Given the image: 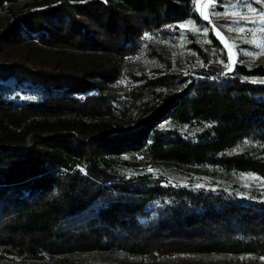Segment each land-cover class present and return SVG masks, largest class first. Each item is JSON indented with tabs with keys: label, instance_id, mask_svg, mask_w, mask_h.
Masks as SVG:
<instances>
[{
	"label": "trees",
	"instance_id": "trees-1",
	"mask_svg": "<svg viewBox=\"0 0 264 264\" xmlns=\"http://www.w3.org/2000/svg\"><path fill=\"white\" fill-rule=\"evenodd\" d=\"M5 12L0 55L89 59L0 61V264L264 261L263 193L171 178L264 179L263 64L228 71L193 0H0Z\"/></svg>",
	"mask_w": 264,
	"mask_h": 264
},
{
	"label": "rangeland",
	"instance_id": "rangeland-1",
	"mask_svg": "<svg viewBox=\"0 0 264 264\" xmlns=\"http://www.w3.org/2000/svg\"><path fill=\"white\" fill-rule=\"evenodd\" d=\"M206 0H201V4L205 3ZM250 4L253 8H256L260 11H264V3H258L257 0H227L223 5V11L220 13H228L227 16H214L211 15L212 12H219L218 9L214 11L212 8H208L206 11L210 14V21L215 28L218 29L224 37L228 40L229 44L235 43L236 47L233 48V56L235 63L232 66V70L236 63L243 59L247 65L255 66L259 64L264 65V32L260 29L264 28V25L260 23H248L243 20H239L236 17L231 16L230 14L234 11H239L242 13H247L248 9L244 5ZM198 8V7H197ZM19 12L20 7L17 6ZM11 18V15L8 13H0V27L7 23ZM231 26L233 29L243 27L245 32L243 34L236 31H228V26ZM243 36L244 39L239 37ZM220 39V38H219ZM221 40V39H220ZM244 40H254L255 43H246ZM222 41V40H221ZM224 44V42L222 41ZM225 45V44H224ZM32 47L18 48L13 49L8 54L0 55V61L2 59L13 60H24L27 56H30V61L27 62L28 65H34L39 68L47 69L51 66L59 63V58H63V65L69 69V71L78 72L81 71L82 67L87 63L89 59L85 54L80 52L60 49V48H47L43 47L41 51H32ZM64 52L61 56L60 54ZM245 53H252V55H246ZM259 54V55H258ZM127 68H139L142 67L143 63L138 59H128L125 61ZM228 69V68H227ZM231 70V71H232ZM229 71V70H228ZM20 94V93H17ZM23 98H26L24 95ZM125 126L127 123L124 124ZM191 172L193 175H188L184 173H175L171 174V178L180 184L187 185L191 183V179L198 180V184L204 186L210 185L214 187H228L236 186L238 189H243L244 192L248 193L252 190H258L264 194V179L256 175L250 174H226L218 171H213L211 169H201L198 172H195V169H192ZM243 177V178H242ZM252 177H257L259 179H252ZM222 260L233 264H264L262 262H256L253 260L249 261H235L232 256H221Z\"/></svg>",
	"mask_w": 264,
	"mask_h": 264
},
{
	"label": "snow or ice",
	"instance_id": "snow-or-ice-1",
	"mask_svg": "<svg viewBox=\"0 0 264 264\" xmlns=\"http://www.w3.org/2000/svg\"><path fill=\"white\" fill-rule=\"evenodd\" d=\"M193 2H194V4L197 5L199 13H200V16L205 21H210V14L206 10L208 8H210V7L214 8L216 6V0H206V2L203 3V4H201V0H193ZM237 2L239 3V0H237ZM257 2L258 3H264V0H257ZM244 7H246L248 9L247 13L234 11L230 15L233 16V17L238 18L239 20H243V21L248 22V23H254V24L255 23H260V24L264 25V11H260V10H258L256 8H253L250 4L244 5ZM211 15L220 17V16H227L229 14L228 13H220V12H212ZM190 25H192V30L199 31V29L194 26V23L192 21H189L188 24H180V25H178V27L181 28V29H186ZM260 30L262 32H264V28H261ZM204 31H207V29H205ZM213 31H214L215 35L218 36L225 44V48L228 51V59H229V63L225 64V67L228 68L229 71H231L232 70V66L235 63L234 56H233V48L236 47V45H235V43L229 44L228 40L224 37V35L218 29L215 28V25H213ZM228 31H236L238 33L243 34L245 32V28L240 27V28L233 29L229 25L228 26ZM239 38L240 39H244L243 36H241ZM244 42H246V43H255L254 40H244ZM245 54L246 55H252V53H245ZM220 63H224V62L220 61ZM149 171H152V170L149 169ZM252 179H259V178L252 177ZM195 187L201 188V187H204V185L197 184V185H195ZM262 259H264V257H262Z\"/></svg>",
	"mask_w": 264,
	"mask_h": 264
}]
</instances>
